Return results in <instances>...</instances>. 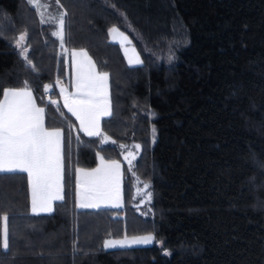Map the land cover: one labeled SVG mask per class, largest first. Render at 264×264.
Masks as SVG:
<instances>
[{
	"label": "trees",
	"instance_id": "1",
	"mask_svg": "<svg viewBox=\"0 0 264 264\" xmlns=\"http://www.w3.org/2000/svg\"><path fill=\"white\" fill-rule=\"evenodd\" d=\"M58 3L67 51L86 50L109 73L102 131L116 143L83 134L61 102L57 81L69 79L70 61L54 25L28 0H0V89L26 82L46 127L65 136L64 199L51 214L32 213L25 173H0V241L5 214L9 231L0 264H264V0ZM113 27L141 65L111 42ZM121 144L141 146L133 170L149 184V215L134 206L125 162V207L77 215L76 170L95 168L98 155L123 161ZM125 235L156 242L103 247Z\"/></svg>",
	"mask_w": 264,
	"mask_h": 264
},
{
	"label": "snow or ice",
	"instance_id": "2",
	"mask_svg": "<svg viewBox=\"0 0 264 264\" xmlns=\"http://www.w3.org/2000/svg\"><path fill=\"white\" fill-rule=\"evenodd\" d=\"M29 4L36 6L38 0H28ZM59 2V0H57ZM47 7V5H44ZM64 15L57 21L58 36L61 46L64 44ZM41 22L44 14L40 12ZM110 32L119 33L125 42L128 37L119 29L113 27ZM26 34H21L17 40L22 45ZM127 56V49H125ZM75 58V89L69 93L67 88L61 87L64 106L77 120L79 127L89 137H100L103 143L111 140L101 129V119L112 115L109 96V73L98 71L95 63L87 51H72ZM27 59V57L25 56ZM29 63H31L29 61ZM128 63L141 64L143 61L139 54L128 56ZM57 83H60L57 81ZM50 88L51 85L46 86ZM3 99H0V173H26L31 189V209L34 214L51 212L54 201L64 199V133L60 127L45 126V109L37 105L31 89L25 82L24 87L0 89ZM56 104V101H51ZM69 127H72L69 125ZM155 129L153 128V133ZM113 144L116 142L111 141ZM120 149H128V145H118ZM132 148L139 150L140 145ZM100 164L93 169L79 168L77 179V195L79 207L99 208L101 205L112 207L122 206L121 164L118 160H106L100 156ZM124 159L131 166L135 159L133 151L129 150ZM148 184L144 185L147 189ZM148 200L151 193L145 192ZM3 233L0 246L9 247V231L7 227L8 216L2 217ZM152 235L131 237L123 239H108L104 241V248L125 247L129 244H147L153 241Z\"/></svg>",
	"mask_w": 264,
	"mask_h": 264
},
{
	"label": "rangeland",
	"instance_id": "3",
	"mask_svg": "<svg viewBox=\"0 0 264 264\" xmlns=\"http://www.w3.org/2000/svg\"><path fill=\"white\" fill-rule=\"evenodd\" d=\"M30 5H32V4H30ZM44 5H47V7H44ZM57 5H56V3H55L54 0H38V4L36 5L38 7L39 12H43V14H44L43 18H44L45 23L53 24L54 27H55V29H56V32L59 30L57 21L59 20L60 15L63 14V13H65V11L62 10V8L60 7V5H59L58 2H57ZM32 6L36 8V6H34V5H32ZM57 7H59L60 10H58ZM39 16H40V13H39ZM20 17L23 18V16H20ZM40 18H41V16H40ZM119 32H122V31L119 30ZM54 33H55V30H54ZM122 33H124V32H122ZM21 34H25V33H20L14 42L22 50L23 54H26L27 53V48L25 47L26 35H25V40L22 43V45H18L17 44V40L19 39V36ZM124 35L127 36L125 33H124ZM110 40L113 43H117V44L121 45L122 50H123V54H124L127 62H128V56H134L135 53H138L137 49L132 44V42L129 39V37H128V41H130V43L125 42L123 40V37H121L119 35V33L113 34V33L110 32ZM125 49H127V56L125 55ZM62 51H63L64 54L68 55V51H67L66 48H63ZM139 58L142 60L140 54H139ZM141 64H133V65H130L129 64V65L130 66H139ZM48 93H49V90L46 91V96L49 98V94ZM52 101H54V100H52ZM55 101L58 103L57 100H55ZM129 150L133 151L134 154H135V159L132 160L131 166L129 165L128 161H126L124 159V156L127 155V153H128ZM139 154H140V149L139 150H136V149H134V148H132L130 146V148L125 149L123 151V155H122L123 161H119L120 164H121V171H122V180H121L122 206L121 207H112L110 205H107V206L106 205H101V207H99V208L123 209L125 207V191H124V186H125V173H124V166H123V162H125L128 165L129 170H130V173L133 176V180H134V182H133V184H134V189H133L134 206L141 213H143L145 215H149L148 214L150 212L149 204L152 202V196H151V200H148L147 199V196L145 195V192H150L149 187L147 189L144 188V185L145 184L142 183V181L138 178L136 172H134V170H133L135 161L139 157ZM100 156H102V155H98V164H97L96 167H98L99 164H100V159H99ZM76 176H77V179H78V176H79L78 172H77V175ZM77 179H76V181H77ZM77 192H78V189H77V185H76V199H77V202H78V205H77L78 206V211H82L85 214V213L92 212V211H95V210H98L99 209V208H81V207H79V198H78ZM30 198H31V196H30ZM142 236H147V235H142ZM142 236H135V237H142ZM152 236H154V235H152ZM129 238H131V237H129ZM109 239L117 240V239H114V238H109ZM120 239H123V238H120ZM155 242H156V238H154L152 242L147 243V244H129L128 246H125V247L105 248V249L113 250V249L135 248V247H146V246H150V245L154 244ZM157 243L160 244V245H162L161 242H158L157 241Z\"/></svg>",
	"mask_w": 264,
	"mask_h": 264
},
{
	"label": "crops",
	"instance_id": "4",
	"mask_svg": "<svg viewBox=\"0 0 264 264\" xmlns=\"http://www.w3.org/2000/svg\"><path fill=\"white\" fill-rule=\"evenodd\" d=\"M56 3V5H57V2H55ZM58 6V5H57ZM36 8H37V10H38V7L36 6ZM58 8V10H60L59 9V7H57ZM63 10V9H62ZM38 12H39V10H38ZM40 13V12H39ZM64 21H65V15H64ZM45 23V22H44ZM65 26V25H64ZM65 30V29H64ZM55 32H56V29H55ZM65 33V32H64ZM56 36V35H55ZM57 37V36H56ZM58 38V37H57ZM59 39V38H58ZM59 41H60V39H59ZM64 42H65V35H64ZM112 42V41H111ZM60 44H61V42H60ZM62 47V46H61ZM63 48H65V44H63ZM73 51V50H72ZM72 51H70V52H68V57H69V61H70V76H69V79L67 80V81H59L60 83H58V90H59V92H60V88L61 87H65V88H67V90H68V92L69 93H73V92H75L76 91V89H75V79H76V71H75V58L72 56ZM76 51H80V50H76ZM86 51V50H85ZM88 53V52H87ZM88 55H89V53H88ZM90 56V55H89ZM91 57V56H90ZM92 59V58H91ZM92 61H93V59H92ZM94 62V61H93ZM98 70V69H97ZM108 84H109V96H110V101H111V92H110V81H108ZM33 93V92H32ZM33 96H34V98H35V95H34V93H33ZM60 96H61V98H60V100H61V102L63 103V105H64V98H63V94L60 92ZM3 99V98H2ZM38 105V104H37ZM39 106V105H38ZM40 107V106H39ZM65 107V106H64ZM111 108H112V104H111ZM45 109V108H44ZM65 109L67 110V112L71 115V116H73L75 119H76V121H77V123H78V127H79V120H77V118L71 113V112H69L68 111V109H67V107H65ZM45 114H46V111H45ZM108 117H110V116H106V117H103L102 119H101V129H102V123H103V120L104 119H106V118H108ZM45 126H46V124H45ZM79 130L83 133V134H85L83 131H82V129H80V127H79ZM64 133V132H63ZM86 135V134H85ZM64 173H65V136H64ZM26 174V173H25ZM27 175V174H26ZM77 171H76V173H75V190H76V185H77V181H76V179H77ZM29 188H30V185H29ZM63 195H64V189H63ZM30 196H31V189H30ZM57 202H60V201H54L53 202V206H52V211L51 212H44V213H40V214H51L53 211H54V206H55V204L57 203ZM78 202H77V199H76V195H75V212H76V214L77 215H82V214H84L82 211H78ZM99 209H107V208H99ZM32 210V209H31ZM33 213V212H32ZM106 250H108V249H106Z\"/></svg>",
	"mask_w": 264,
	"mask_h": 264
},
{
	"label": "built area",
	"instance_id": "5",
	"mask_svg": "<svg viewBox=\"0 0 264 264\" xmlns=\"http://www.w3.org/2000/svg\"><path fill=\"white\" fill-rule=\"evenodd\" d=\"M49 94V93H48Z\"/></svg>",
	"mask_w": 264,
	"mask_h": 264
}]
</instances>
